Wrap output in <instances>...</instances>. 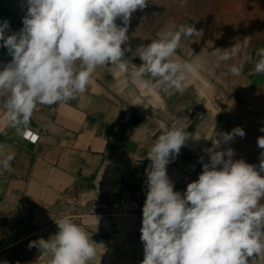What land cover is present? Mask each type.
Segmentation results:
<instances>
[{"label":"clouds","instance_id":"1","mask_svg":"<svg viewBox=\"0 0 264 264\" xmlns=\"http://www.w3.org/2000/svg\"><path fill=\"white\" fill-rule=\"evenodd\" d=\"M23 27L6 35L10 25L0 22V47L12 57L0 70V92L10 95L4 101L7 119L13 127L27 126L38 104L52 105L76 99L86 92L92 74L100 66L111 65L129 74L125 52L132 14L144 10L148 0H24ZM123 26H118L117 20ZM193 26L162 34L134 55L143 62L133 65L130 75L141 82L148 74L159 78L156 87L183 91L188 74L199 63L173 60L182 39L201 37ZM247 40L244 41L246 46ZM230 49V51H229ZM216 49L219 61L238 55L241 45ZM264 57V49L258 53ZM241 66L229 72L240 75ZM254 69L264 72V58ZM187 117L160 135L147 154L146 199L142 208L140 240L141 264H249V257L264 253V151L257 166L234 160L232 148L220 149L235 137H244L241 127L223 133L207 149L198 179L187 184L183 193L174 190L167 165L186 145L190 134ZM264 132V128L260 129ZM264 150V136L257 138ZM8 155L0 164L11 171ZM203 159V158H201ZM57 233L35 246L51 253L49 264H87L96 256L97 244L70 217L55 221Z\"/></svg>","mask_w":264,"mask_h":264},{"label":"crops","instance_id":"2","mask_svg":"<svg viewBox=\"0 0 264 264\" xmlns=\"http://www.w3.org/2000/svg\"><path fill=\"white\" fill-rule=\"evenodd\" d=\"M26 11L24 0H0V22L7 20L10 25L6 35L23 27ZM116 22L123 26L119 19ZM11 59L7 49L0 47V70ZM133 67L130 64L125 75L110 64L100 66L86 92L76 99L38 104L28 124L34 133L29 141L22 137L25 126L13 127L6 118L4 101L10 93L0 92V162L8 155L14 157L11 171L0 164V217L5 212L27 211L68 215L75 207L71 193L88 185L93 187H85L89 193L82 198L124 190L140 201L135 213L110 217L99 213L82 219V230L97 244L95 264H141L144 259L140 228L146 169L151 163L147 154L159 136L177 123H167L160 107L166 98L163 87H156L159 78L146 74L141 82H134ZM186 132L190 134L186 145L167 165L174 190L181 193L198 179L203 163L209 161L206 150L220 135L213 124L188 126ZM48 224L45 227L54 225ZM107 231L111 236L104 238ZM248 260L249 264L261 261L255 256Z\"/></svg>","mask_w":264,"mask_h":264},{"label":"rangeland","instance_id":"3","mask_svg":"<svg viewBox=\"0 0 264 264\" xmlns=\"http://www.w3.org/2000/svg\"><path fill=\"white\" fill-rule=\"evenodd\" d=\"M148 4L146 24L137 27L130 22L129 40L122 45V48L131 49L127 51V60L131 64L139 67L143 62L134 55L136 50L160 39L164 33L176 31L180 26H193L202 32L201 37L182 39L172 57L181 62L199 63L200 68L187 75L182 92L163 88L166 104L160 107L166 114L167 123L187 117L189 127L213 124L214 130L220 132L218 137L215 133V142L223 133L239 127L243 120H249L247 108L250 105L264 118V72L257 73L254 69L255 64L264 58L258 54L264 49V0H148ZM245 40L248 41L246 46ZM235 44L241 45L240 53L228 61L218 62V55L222 52L214 54L216 49L226 50ZM232 65H242L240 75L229 72ZM261 128L264 124L249 120L245 136L240 137L237 144L232 140L221 144L218 150L232 148L234 160L243 159L256 165L259 171L260 153L264 151L257 146V138L264 136ZM85 187L91 189L93 185L73 190L71 196L75 199V207L65 216L59 212H53L52 217L51 212L30 211L1 214L0 238L9 243H0V249L8 245H17V248L10 254H1L0 264H49L51 253L40 250L35 242L41 238L47 240L57 233L55 221L67 216L81 227L85 216L100 213L110 217L129 213L123 209L115 210V204H128L133 200L140 204L138 199L125 195L124 190L107 192L92 199L82 198L81 195L89 193ZM51 220L54 225H50ZM46 224L50 226L45 227ZM110 236L111 231H107L103 237ZM255 257L261 260L259 264H264V253ZM94 262L95 257L87 264Z\"/></svg>","mask_w":264,"mask_h":264},{"label":"built area","instance_id":"4","mask_svg":"<svg viewBox=\"0 0 264 264\" xmlns=\"http://www.w3.org/2000/svg\"><path fill=\"white\" fill-rule=\"evenodd\" d=\"M148 11H149V4L144 10H137L135 13H133L132 14L133 24L137 27H143L146 24L147 19H148ZM247 109L250 112L249 120L251 122H254L258 125L264 124V118L257 112V110L255 109L254 106L250 105V106H248ZM249 120H243L239 127H241L245 131L247 128ZM33 136H34V133L31 131L29 125L25 126L24 130H23V134H22L23 139L29 141L33 138ZM239 140H240V137L237 136L233 140V143L237 144L239 142ZM227 148L228 147H223L221 150H224ZM139 205L140 204L138 201L133 200V201L128 202V204H125V203L120 204V205L115 204L114 209L117 211H119V210L121 211V209H123V210H126V212L135 213V212L139 211V208H140Z\"/></svg>","mask_w":264,"mask_h":264},{"label":"trees","instance_id":"5","mask_svg":"<svg viewBox=\"0 0 264 264\" xmlns=\"http://www.w3.org/2000/svg\"><path fill=\"white\" fill-rule=\"evenodd\" d=\"M0 243H9V241H6V240H4L3 238H0ZM17 243V242H16ZM19 245V244H18ZM10 246H12V245H8L7 247H4V248H1L0 249V255L1 254H10L11 252H13V251H15L16 250V248H17V245H14V246H12V247H10Z\"/></svg>","mask_w":264,"mask_h":264}]
</instances>
